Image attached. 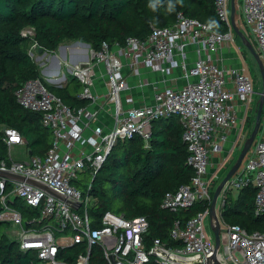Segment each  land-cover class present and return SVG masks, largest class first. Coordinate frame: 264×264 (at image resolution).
Instances as JSON below:
<instances>
[{
	"label": "built area",
	"instance_id": "1",
	"mask_svg": "<svg viewBox=\"0 0 264 264\" xmlns=\"http://www.w3.org/2000/svg\"><path fill=\"white\" fill-rule=\"evenodd\" d=\"M213 5L217 19L229 27L228 32L219 33L206 23L178 13L171 26L152 27L144 39L128 37L123 46L102 42L97 50L89 48L87 60L72 67L71 76L82 86L78 97L92 102L97 99L92 92L95 67H102L111 105L109 129L96 123L95 112L86 108L75 111L52 94L44 84H52V75L42 78L44 82L36 78L22 84L16 92L17 102L24 109L39 113L41 125L52 134L44 154L28 155L26 140L19 132L2 129L8 151L17 146L23 147L25 153L23 160L12 158L9 152L6 161L0 160V171L25 179L0 178V219H5L2 212L16 216L22 250L36 252L42 264H147L150 259L155 264H209L214 256L221 264H264V229L248 233L238 225L225 224L217 213L220 245L215 254L213 235L205 227L211 194L221 179L218 173H210V152L221 153L227 139L224 134L216 137V132L236 124L235 102L246 109L254 102V83L248 73L240 69L225 72L211 58L232 34L230 0H213ZM240 10L264 66V0H241ZM22 35L33 36V30L26 29ZM184 39L206 51V57H198L191 67L182 62L179 65L187 80L185 85L180 89L155 90L151 104L124 107V102L132 103V99L123 94L128 88L123 61L141 62L166 73L176 65L175 51L184 59ZM32 46L36 49V44ZM171 117H180L188 151L186 163L193 175L188 184L165 193L160 208L179 212L196 203L208 206L184 223L173 222L170 237L180 241L181 247H168L154 239L146 249L145 217L128 219L105 211L94 219L88 213L94 198L83 197L74 182L86 175L93 178L118 140L138 137L147 147L153 123ZM26 180L47 187L54 194ZM85 183L89 189L88 180ZM249 184L256 191V214L264 215V106L260 130L240 169L225 185L219 198L220 209L225 193H237ZM15 199L37 211L34 226L23 227L21 214L11 207ZM77 245L85 248L76 262L58 257L60 250Z\"/></svg>",
	"mask_w": 264,
	"mask_h": 264
},
{
	"label": "trees",
	"instance_id": "2",
	"mask_svg": "<svg viewBox=\"0 0 264 264\" xmlns=\"http://www.w3.org/2000/svg\"><path fill=\"white\" fill-rule=\"evenodd\" d=\"M178 13L206 23L219 33L229 31L217 19L213 0H0V160L8 159L2 131L5 127L19 132L32 155L44 154L51 144V132L41 125L40 114L24 109L16 98L24 82L36 78L43 81L29 53L30 44H36V49L46 53H54L60 44L69 41L86 43L92 50L99 49L102 42L123 46L128 37L144 39L152 27L171 26ZM26 29H32L33 36H23L22 31ZM231 32L243 47L239 37ZM44 84L75 111L89 103L78 97L82 86L74 78L61 87ZM255 109L256 104L248 121L250 131ZM173 118L153 123L147 147L138 137L118 140L93 178L86 175L74 182L83 197L94 198L88 208L94 219L105 211L128 219L145 217L148 221L143 237L146 249L154 239L168 247H181L180 241L170 237L173 222L184 223L208 206L196 203L189 210L179 212L160 208L164 194L188 184L193 175L186 163L188 151L182 139L183 128ZM255 193L250 184L237 193H225L220 209L223 222L238 225L248 233L262 231L264 215L256 214ZM16 201L11 205L21 214L23 227L34 226L37 211L25 210V204ZM8 224L0 219V264H42L36 252L22 250L18 240L9 238ZM84 248L77 245L60 250L58 257L74 263ZM147 264L155 263L150 259Z\"/></svg>",
	"mask_w": 264,
	"mask_h": 264
},
{
	"label": "crops",
	"instance_id": "3",
	"mask_svg": "<svg viewBox=\"0 0 264 264\" xmlns=\"http://www.w3.org/2000/svg\"><path fill=\"white\" fill-rule=\"evenodd\" d=\"M235 3V23L238 26L239 30L244 35H246L248 39H251L252 36L249 33L248 27L244 25L241 15V0H235ZM75 42L76 41L68 44H61L59 45L60 48L58 47L60 50V53L58 55L60 66L64 65V67L66 68V72L70 76L72 67L79 62H85L88 58L89 48L76 44ZM182 42L185 44L184 59L182 60L179 52L175 51L173 61L176 62V65L172 66L166 73L156 71L152 67L141 62L123 61L122 72L128 86L127 90L123 94L124 97L130 96L132 99V103L124 102V107L151 104L153 93L155 90H163L167 88L180 89L185 85L187 80L185 79L184 73L179 65L182 62L187 67H191L198 57H206V51L201 49L194 43L187 41L186 39L182 40ZM211 58L225 72H228L231 69H240L247 72V69L243 63V59L238 55V52L229 44L223 43L218 52L211 55ZM38 60L40 61V65L43 67L42 72L44 75L51 76L57 73V77H60L58 76L59 71L63 70L60 66H57L54 60L51 59V54L46 52L45 54L39 53ZM62 77H64V80L57 83H52L50 85L58 87L65 86L69 82V80L73 78L71 76V78L66 79L64 75ZM227 80L229 83H231V77L229 75L227 77ZM105 81L106 80L103 74L102 67L96 66L95 75L93 76L92 92L97 96V99L94 102L89 101V103L84 108L89 111L95 112L96 123L103 125L105 129H109L112 125L111 105L108 104L109 95ZM233 109L237 119L236 124L226 130L219 129L216 132V137H218V135L220 134H224L227 139L224 142V150L221 153L210 152L211 174L216 172L218 174L223 173L224 175V173L228 171V169L231 167V163L234 161V158L237 157L243 142L250 132L248 121L250 119L253 106L251 105V107H248V109H246L241 103L235 102ZM9 155L11 156L10 152Z\"/></svg>",
	"mask_w": 264,
	"mask_h": 264
},
{
	"label": "water",
	"instance_id": "4",
	"mask_svg": "<svg viewBox=\"0 0 264 264\" xmlns=\"http://www.w3.org/2000/svg\"><path fill=\"white\" fill-rule=\"evenodd\" d=\"M235 13H236V3L235 0H230V25L233 30V32L239 37L242 45L248 50L250 55L253 57L258 70H259V75L261 79V90L258 93V99L256 101V109H255V116H254V121L252 124V128L248 136L246 137L245 141L242 144L241 149L239 150V153L234 161V163L231 165V167L228 169V171L225 173L221 181L218 183L216 188L213 191L211 201L209 204V228L210 231L213 235L214 243H215V254L217 253L220 245V224L218 220V216L216 213V206H217V201L221 196V193L225 187V185L230 181V179L238 172L240 169L244 159L246 158L247 154L252 148V145L255 141V138L260 130L261 126V117H262V112H263V106H264V66L263 63L256 52L254 46L248 41L246 36L239 30L238 26L235 23ZM76 44L85 46L86 48H90L88 44L76 41ZM60 48V47H59ZM38 53L40 54H45V52H42V49H38ZM51 59L54 60L57 64V66H60V62L58 60V57L56 55L51 56ZM28 155H31V151H28ZM0 178H10V179H15V180H20V181H25L22 177L12 175L6 172L0 171ZM27 183L33 184L48 193L54 194L50 189L47 187L36 183L34 181L26 180ZM41 224V222H40ZM209 264H221L218 262L216 257H212L209 259Z\"/></svg>",
	"mask_w": 264,
	"mask_h": 264
},
{
	"label": "rangeland",
	"instance_id": "5",
	"mask_svg": "<svg viewBox=\"0 0 264 264\" xmlns=\"http://www.w3.org/2000/svg\"><path fill=\"white\" fill-rule=\"evenodd\" d=\"M246 38H247V36H246ZM248 41L254 46V43H253V39L252 38L251 39H248ZM71 42H74V41L63 42L62 44H68V43H71ZM224 43L231 45L238 52V55L243 59V63L245 65L246 69H247V73H248V75L250 76L251 80L254 83V96H253L254 102L252 104V106H254L256 104L255 101H257V99H258V93L261 90V88H260V86H261V79H260L258 67H257V65H256L253 57L248 52V50L244 46L243 47L240 46L234 40L233 34H231L230 39H227ZM29 47H30L29 48V53H30L31 57L34 59V62L39 67L41 77L43 79H46V75H44L43 72H42L43 71V67L40 65V61L38 60V56H39L38 49H34L31 44H30ZM59 53H60V50H59V48H57L54 51V53H49V54H51V56L56 55L58 57ZM67 59H68V56H67ZM60 67L62 68L63 71H59L58 76L60 75V77H62L64 75L66 79L71 78V76L66 72V68L64 67V65H61ZM179 120H180V117H174L172 119V121L175 122V123L178 122ZM50 137L52 139V134H51ZM9 152H10L11 156L14 159H17V160H23V159H25V153H24L23 147H16V146L15 147H12L9 150ZM235 159L236 158H234V161H235ZM234 161L231 163V165L234 163ZM225 173H224V175H225ZM219 175H220L221 179L224 176L223 173H221ZM221 179H220V181H221ZM220 199H218L217 206H216V213H218V214H220V202H221ZM16 200H17L16 201L17 204L22 203V201L20 199H16ZM11 207H12V205H11ZM28 209H30V208L27 207V206H25V210H28ZM21 211H22V209H21ZM17 212H19V211H17ZM2 213H3V216L5 217L4 221H6L7 223H9L8 224L9 226L6 229V234L9 236L10 239L18 240V233L20 231V227H19V225L17 223L16 216L14 214H12V213H9V212H2ZM205 227H206V230H208V231L210 230L208 220L205 222Z\"/></svg>",
	"mask_w": 264,
	"mask_h": 264
},
{
	"label": "bare ground",
	"instance_id": "6",
	"mask_svg": "<svg viewBox=\"0 0 264 264\" xmlns=\"http://www.w3.org/2000/svg\"><path fill=\"white\" fill-rule=\"evenodd\" d=\"M60 76V75H59ZM51 77H55L51 80L52 83H56V82H59V81H62L63 79L58 77L57 78V74H53Z\"/></svg>",
	"mask_w": 264,
	"mask_h": 264
}]
</instances>
